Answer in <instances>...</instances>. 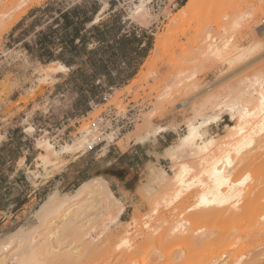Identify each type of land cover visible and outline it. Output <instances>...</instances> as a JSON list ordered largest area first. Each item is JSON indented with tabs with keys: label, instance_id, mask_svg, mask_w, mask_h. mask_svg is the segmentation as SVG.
Returning <instances> with one entry per match:
<instances>
[{
	"label": "rangeland",
	"instance_id": "374dc122",
	"mask_svg": "<svg viewBox=\"0 0 264 264\" xmlns=\"http://www.w3.org/2000/svg\"><path fill=\"white\" fill-rule=\"evenodd\" d=\"M31 1L0 0V243L4 236L20 225L32 226L36 221V211L50 193L55 190L61 194L71 192L98 171L102 164L98 159L106 150L87 152L77 160L76 166L67 167L65 165L69 161L83 152L63 153L54 163L45 166L43 159L38 158L42 150L37 142L40 137L50 138L57 149L72 142L79 129L86 126L89 117L97 116L103 109L99 106L83 117L86 110H90L88 102H103L102 97L111 86L114 95L107 105L114 104L119 111L136 106L140 113L139 121L130 131L135 129L143 135V141L150 139V135H157V126L169 125L167 142L155 144L163 157L157 164L167 171L168 179L161 180L155 176L152 177L156 180L150 179V170L143 188L139 189L141 205L124 216L123 222L112 225L104 233L97 248H94L96 251L85 253L78 261L57 264H123L131 251L124 247L118 249L117 244L127 230L131 231L129 236L132 240L136 239L134 245L138 248L136 246L135 255L140 257L136 258L139 262L144 259V262L150 260L147 264H158L160 261L159 264H165L168 260L166 264H179L176 257H182L181 252L184 255L187 253L185 260L190 259L189 264L194 262L191 259H200L202 238L215 227L217 231L214 228L216 233L211 240L214 243L207 244V247H217L220 231L228 228L230 220L227 215L210 221L206 219L198 225L206 227L208 233L201 227L199 230L202 232L203 229L206 235L195 233L201 241L180 242L176 247L171 240L159 237L163 227L169 226L166 222H174L173 216L191 205L197 196L196 190L188 193L175 206L162 201V197L171 195L175 188L171 181L174 171L181 163L193 168L194 174L202 168L199 157L192 155L191 149L178 151L174 160L173 155L163 147L176 144L179 137L187 133L186 120L194 115L197 108L201 109L202 103L205 110L210 111L211 105L216 102L236 96L245 84L254 80L255 75H264V34L255 33L254 36V30L259 29L258 24L264 20V0H205L194 17L182 27L167 32L165 42L157 51L154 49L155 33L166 32L168 20L150 37H122L115 14L104 13L99 22L93 23L98 8L93 2L64 10L51 0H41L36 4ZM245 10L255 14L249 27L233 30L232 20ZM31 13L36 18L26 22ZM22 18L24 23L21 22L18 28L28 26L13 38L12 27ZM231 34L234 37L233 46L238 48L259 41L263 42V46L245 61L230 64L225 60L209 58L200 63L201 42L222 43L224 37ZM51 60L72 66L69 75L60 82L52 77L51 72V78L40 81V77L47 72L42 65ZM180 79L182 82L179 83ZM236 121L237 118H231L224 112L205 128L207 136L222 140L228 125ZM66 168L69 171L56 174ZM70 168L76 171L70 172ZM111 186L116 190L115 186ZM127 186L133 188L134 183ZM115 194L119 198L116 191ZM158 199L161 200L158 202L159 212L151 214ZM146 214L148 218L144 219ZM136 216L140 219V226L126 222H132ZM145 220L150 221L152 229L148 230L143 225ZM239 226L238 231L249 225L245 221ZM248 243L252 247L249 254H252L247 256L248 251H244L245 259L254 257L255 261L249 264H264V236L252 235ZM160 256L164 257L160 259Z\"/></svg>",
	"mask_w": 264,
	"mask_h": 264
},
{
	"label": "bare ground",
	"instance_id": "6f19581e",
	"mask_svg": "<svg viewBox=\"0 0 264 264\" xmlns=\"http://www.w3.org/2000/svg\"><path fill=\"white\" fill-rule=\"evenodd\" d=\"M40 1L32 0L31 3L36 4ZM203 1L205 0H186L178 8V11L171 13L166 24V32L155 33V51L159 50L165 42L167 32L182 27L184 23L188 22L204 3ZM106 8L107 4L100 8V12L93 23L101 20V15L105 13ZM254 16V12L250 10L240 12L232 20L231 28L234 30L243 26L249 27V22ZM262 21L264 22V20ZM263 22L258 24L259 29L254 30V36L255 33L256 35L258 33V35L264 34ZM233 41L234 37L231 34L224 37L222 43L208 41L203 44L201 42L200 63L202 64V61L209 58L218 59V61L225 60L230 64L245 61L249 55L251 56L260 46H263V42L259 41L245 48H238L233 46ZM42 69L47 70V72L40 77V81H46L51 76L49 72L65 70L66 66L59 61H52L43 64ZM201 105V109L197 108L194 115L187 118V133L181 135L176 144L167 146L166 151L168 154L171 153L175 160L178 151L189 148L192 155L199 157V164L202 168L194 174L193 168L186 163H181L171 176L175 188L173 187L174 190L171 195L165 197V194L162 201L167 202V205L175 206L180 204L188 193L196 190L197 196L191 205H188L180 213L173 214L174 222L165 220V222L168 221L166 224L169 226L163 227L162 232L159 231V237H165L167 240L169 239L168 241L171 240L170 242L175 247L180 242L188 243L189 241L200 240L199 232L201 231L199 227L201 226L198 223H204L206 219L210 221L227 215L230 220L228 221L229 225L226 230L220 231L217 247H207V244L214 243L211 240L217 231L216 228L212 227L213 231L215 228V233L212 228H210L212 232L206 229L209 231V234L206 235L208 233L205 230L206 227H201L206 231L204 233L202 229L201 232L206 235V237L201 235L203 237H201L202 257L196 259L197 261L191 259V262L194 261L192 264H249L255 259L253 256L252 259L250 257H248L249 260L245 259L249 251L252 250L248 242L252 235L264 236V75H255L254 80L245 84L236 96L216 102L214 106L211 105V108L208 106L210 111L209 109L205 110L203 103ZM224 112H227L231 118H237L236 123L228 125L227 134L223 135L222 140L220 137H208L205 128L212 125ZM166 130L163 125L157 126L155 133L159 134ZM85 131L86 126L80 128L72 142L61 145L60 149L55 147L50 138L40 137L37 146L42 151L38 158H42L46 166L48 163H54L63 153L82 150V154H85L92 145ZM143 140V135L134 129L120 138L117 143L124 150L130 144L139 143ZM148 166L151 170L150 179L153 178L152 176L161 180L168 177L167 171L162 167L152 162H149ZM166 192L168 191L166 190ZM158 202L161 200L158 199L155 202L151 214H158ZM125 210V203L116 196L109 181L102 173H97L83 180L71 192L61 194L59 190H55L48 195L36 211V221L32 226L20 225L9 234L6 233L5 238L3 237V241L0 243V264H57L62 261H78L85 253L91 250L96 251L94 248H97V244L102 240L104 233L112 225L123 222L120 217ZM137 216L133 218L132 222H126L129 225L135 223L134 225L138 226L140 219ZM143 218H148L147 214ZM245 221L248 222L249 226L238 231L239 225ZM143 225L148 230L151 227L148 220H145ZM232 229H236V231L234 232ZM126 233L125 236L120 237L117 244L118 249L124 247L131 251V254L129 252L125 258L127 262L123 264L149 263L150 260L144 262L143 259V262H139L136 259L140 258L135 255L138 248L137 245H134L136 239L132 240L129 236L132 234L131 231L127 230ZM195 233H198L199 236H195ZM229 233L236 234L227 237ZM174 243L176 244L174 245ZM181 253L184 255L183 252ZM251 254L249 255L251 256ZM183 255H181L183 258L179 254L180 258L176 257L179 264L181 261L183 264V260L187 258ZM163 257L160 256V259ZM189 260H185L186 263L189 264ZM166 262L164 263L166 264Z\"/></svg>",
	"mask_w": 264,
	"mask_h": 264
},
{
	"label": "built area",
	"instance_id": "2783aa9c",
	"mask_svg": "<svg viewBox=\"0 0 264 264\" xmlns=\"http://www.w3.org/2000/svg\"><path fill=\"white\" fill-rule=\"evenodd\" d=\"M64 10H69L83 3L93 2L99 9L105 4V13L118 16L120 35L123 37H150L168 20L171 13L176 11L186 0H51ZM100 10H98V15ZM113 87H110L102 97L100 104L90 103V110L83 116L89 115L99 106L101 112L95 117H89L86 124V135L92 142L87 152L108 150L118 140L129 132L139 121V109L128 106L125 111H119L114 104H108L113 97ZM107 105V106H106Z\"/></svg>",
	"mask_w": 264,
	"mask_h": 264
},
{
	"label": "crops",
	"instance_id": "0c3cea01",
	"mask_svg": "<svg viewBox=\"0 0 264 264\" xmlns=\"http://www.w3.org/2000/svg\"><path fill=\"white\" fill-rule=\"evenodd\" d=\"M98 10H100L99 7L95 11L96 14ZM32 13L30 14V17L27 18L26 22L32 21L36 18V15ZM21 22L24 23V18L20 19L12 27L13 38H16V36L28 26V25H24L23 28H18L21 27L20 26ZM15 28L17 29L13 32V29ZM52 61H56V60H51L47 63H51ZM63 64L66 66L65 70H59L51 73L52 77L56 79L57 82H60L59 80H63L62 78H64L66 75H69L68 72H71L70 68L72 66L65 63ZM92 102H95V100L88 102L89 109H90V103ZM88 111L89 110L87 109L86 112ZM162 125L166 129L169 126L167 123ZM169 134L170 133L168 131H164V132H160L157 135H150L149 137L150 139L145 140L143 142L131 144L124 150L118 144L113 145L108 150H106L101 155V157H99L98 160H100L99 162H101L102 164L100 165L98 171L95 172V174L102 173L109 180L110 186L111 185L115 186L116 190L113 189L114 193L116 191V193L120 195L119 198H121L126 205V210L122 213L120 217L121 220H123L124 216L130 215L131 212H134L135 207H139L141 205L142 197L141 194L139 193V189L143 188L144 181L146 177L148 178L150 172L148 163L152 162L158 166L157 163H159L161 161V158H163L160 152L157 151V146H155V144H157L159 141L167 142L166 137L167 136L169 137L170 136ZM150 141L154 143L151 144ZM167 146H169V144L164 145L163 149H166ZM149 147L152 148L154 151L149 149ZM83 156L84 154L76 155L73 160L69 161V163L65 165V167L72 164L76 166L77 160H79V158ZM63 170L65 169H62V171H58L56 174L59 175L60 172H67L69 171V168H66L65 171ZM75 171H76L75 168L72 169L70 168V172H75ZM130 183H134L133 188H129L127 186Z\"/></svg>",
	"mask_w": 264,
	"mask_h": 264
},
{
	"label": "trees",
	"instance_id": "16d2710c",
	"mask_svg": "<svg viewBox=\"0 0 264 264\" xmlns=\"http://www.w3.org/2000/svg\"><path fill=\"white\" fill-rule=\"evenodd\" d=\"M185 2H186V1H184L183 4H184ZM183 4H182V5H183ZM182 5H181V6H182Z\"/></svg>",
	"mask_w": 264,
	"mask_h": 264
}]
</instances>
